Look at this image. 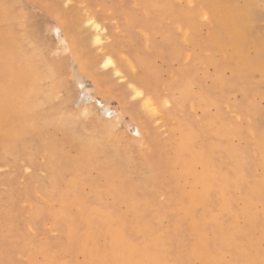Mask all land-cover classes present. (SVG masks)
Segmentation results:
<instances>
[{
  "label": "bare ground",
  "instance_id": "obj_1",
  "mask_svg": "<svg viewBox=\"0 0 264 264\" xmlns=\"http://www.w3.org/2000/svg\"><path fill=\"white\" fill-rule=\"evenodd\" d=\"M186 4L193 6L187 9L188 12L181 14L182 21L177 24L181 41L172 35L170 25L166 24L172 16L178 15L172 0H144L143 3H138L146 19L144 46L139 50L140 53L122 54L115 41L102 45L101 48L105 55L114 56L105 59V62L111 61L113 72L126 73L132 82L134 94L142 93L139 96L142 108L160 118L173 119L169 123L171 132L174 128H181L178 135L173 134L169 138L170 146L166 147L170 149L169 154L175 169L171 171L168 181L159 182L155 179L154 182L160 188L164 186L163 191L166 193L165 204L172 219L166 225H160L161 220L156 216L152 217L155 218L152 220L154 223L149 222L150 219L148 222L144 221L146 217L143 219L142 214L154 207L146 201L142 205L135 201L138 197L132 175L126 173L120 163L115 162L117 157L102 154L103 135L113 133L114 127L120 123L118 116L126 110L123 101L121 100L117 110L97 101L100 115L104 118L116 115L117 122L114 120L111 126L105 128H88L82 125L80 129H72L78 124L74 111L67 108L61 112L50 109L52 100L59 98L60 83L71 84L76 79L68 66L69 62L75 60L81 72L92 75L96 62L87 58L84 52L85 38L70 37L65 20L57 18V42L64 44L70 51L66 60L56 61L53 49L57 47L50 45V42L48 44L42 36L45 46L37 44L36 38L48 31L47 25L31 27L21 19L18 20L21 24L19 29L14 32L7 19V11L0 6V148L4 153L21 152L28 160H32L37 145L26 141L27 136L40 134L46 124L52 125L53 130L61 135L44 141L42 152L52 168L53 185L60 186L67 175L64 191L60 196L67 195L71 201H67V197L60 198L63 206L60 212L51 209L50 214L68 223L67 232L64 233L65 253L78 252L82 256L80 262L73 258L68 259L70 264H179L182 260L198 259L204 264H228L224 255L229 249L234 255L231 257V264H235L236 253L243 254L241 259L245 264H264V249L258 251L252 239H248L245 244L234 241L235 236L243 234V230L235 222L238 217L250 224H260L264 235V204L259 211L255 209L256 202L264 199V191L261 192L257 184L264 181V112L253 105L251 97L253 91L262 84L259 78L264 80V28L260 32L256 28L258 23L262 26L259 22L260 12L256 8V0H187ZM150 5H154L152 8L158 13L155 20L149 19ZM201 18L204 26L208 27V36L202 44V61L205 65L213 63V72L210 75L212 90L215 95L223 98H226L229 89L243 93L246 106L242 113L252 120L249 131L239 129L233 124L227 125V121L219 117L210 116H205L200 126L193 127L191 123L180 122L176 118L177 114L173 112L183 110L184 101L179 99V94L188 96L191 82L198 87V104L206 107L211 99L205 87L195 77L191 65L187 64L190 61V52L184 56L185 66L170 67L172 70L168 78H160L161 71L155 67L152 57L159 45L152 39L151 32L164 35L162 42L168 46V55L175 59L180 55L179 43H197L196 29L201 25ZM83 20L86 24L92 21V40L101 43L103 38L98 33L102 30L99 21L90 13H86ZM131 20L123 25L127 31L137 22L142 24V19L137 22ZM248 49H253L254 54L250 55ZM226 69L230 70V76H224ZM162 91L165 92V97H162ZM263 91L264 88L259 90L264 94ZM90 98L91 95L84 89L78 93L81 113L92 112ZM213 102L217 103V99ZM167 104L174 106L172 112L162 109ZM102 121L105 122L104 119ZM137 122V139L125 141L126 147L120 146L122 143L117 140L111 143L122 155L127 153L130 146L144 145L148 137L145 123L143 125L142 120ZM232 132L250 138L247 140L251 144L248 152L231 144ZM198 135H202L204 139L201 145L196 141ZM123 138L122 135L121 139ZM250 151L261 155L250 159ZM221 157L223 163L217 164ZM135 161L140 159H130L131 163ZM252 162L256 164L255 167H261L262 173L251 174L249 170V177L245 169ZM93 170L97 172L94 179L90 175ZM244 183L249 186L247 184V190L242 191ZM85 185L92 189L91 196L81 192ZM109 195L113 197L115 204L126 203L130 216L115 210V204L114 208L104 206L105 197ZM234 197L235 200L232 201ZM241 198L244 202L238 209L236 203ZM70 202L77 203L75 218L67 213ZM208 204H211L209 211L206 210ZM156 210L158 211L157 208ZM176 210L185 212L184 222L188 224V238H191L190 245L182 252L183 258L180 260L174 258L173 254L175 244L183 243L180 237L173 234L181 226L180 221L172 218ZM197 210L202 211L201 218L192 216ZM209 233L211 236L208 238ZM215 242L218 244L216 248ZM36 250L42 253V259L38 261L29 256L28 264H62V260L53 256L54 252L46 251L43 247H37ZM30 251L32 252V247Z\"/></svg>",
  "mask_w": 264,
  "mask_h": 264
},
{
  "label": "rangeland",
  "instance_id": "obj_2",
  "mask_svg": "<svg viewBox=\"0 0 264 264\" xmlns=\"http://www.w3.org/2000/svg\"><path fill=\"white\" fill-rule=\"evenodd\" d=\"M143 1L144 0H0V6L7 11V19L12 25L11 28L14 32H17L19 29L21 24L18 20L21 19H24L31 27L36 25H47L49 27L48 31L42 33L36 40L39 46H45L44 40L41 39L42 36L47 43L50 42V45L57 47L53 49L54 53H56V61H61L62 59L66 60V56L69 55L70 51L64 44L61 45L57 42L58 38L55 33V27L58 26L56 21L57 18L65 20L67 25L66 29L70 37L85 38V45H83L84 52L87 58L96 62V66L92 70V75L88 76L86 73L81 72L75 60L69 62L70 64L68 66L76 75V79L72 81L71 84L60 83L59 87L61 90L59 98L52 100L50 109L52 111L61 112L67 108L70 111H74L76 115L75 119H78V124L72 127V129H80L82 125L88 128H105L111 126L116 115L112 114L111 117L104 118L100 115L98 109L100 106L97 101L99 100L107 104L112 110H117L120 108L119 105L122 100L126 110L118 116V121L120 123L118 126L114 127L115 130H113V133L103 135L102 154H106V156L110 157H117L118 159L115 162L120 163L123 166L122 169L126 173L132 175L133 184L136 189L135 194L137 195L136 197H138L135 201L138 203L140 202L141 205L146 201V203L154 207L151 208L150 211L142 214V218L144 217L143 219L146 217L144 221L148 222L150 219L149 222H153L155 218L152 219V217L156 216L158 220H161L159 221L160 225H166V223L169 224L170 221L172 222L170 211H168L165 204L167 202V198H165L166 193L163 191L164 186L160 188V186L154 182H156L155 179H157V181L159 180V182L168 181L171 171L175 169L169 154L170 149H166V147L170 146L168 142L169 138H171L173 134L178 135L181 128H174L171 132L169 123L172 122L173 119L166 120L163 117H161V119L159 116L152 115L145 111L141 106V98L134 94L129 76L126 73L115 74L113 72V65L110 63L107 67L103 66V64L106 63V57L114 58V56L109 54L105 55V52L101 49L102 45L115 41L122 54L134 52L135 55H138L140 53L139 50L144 46L143 31L146 19L143 11L138 7V3L141 4ZM194 1L196 2L197 0ZM172 2L175 4L174 8L177 9L178 15L172 16L166 24L170 25L172 35L175 36L177 40L181 41V32L177 29V24L182 21L181 14H183V12H188L187 9L191 8L193 5L186 4L187 0H172ZM256 2V8L260 12L259 22L262 24V26L259 23L256 24V28L257 31L260 32V30L264 28V0H256ZM150 6L149 19L155 20L158 13L152 8L154 5ZM85 12L90 13L99 21L102 30L101 32L98 31V33L101 34L102 40H104H101V43H95V41L92 40L93 30L90 24H86L83 20L86 14ZM127 20H131L132 22L141 20L142 24L137 22L135 26L127 31L126 28H123ZM200 20L201 25H198L196 29L197 43H179L178 49L180 50V55L175 59L168 55V46L165 42H162L165 38L164 35L158 32H151L152 39L159 45L158 50L152 57H154L153 63L155 67L161 71L159 72L160 78H168V74L172 70L170 67L178 68L185 66L184 56L187 52H190L191 57L187 64L191 65L190 67L194 71L195 77L198 82H201L202 84H200L205 87L211 99L206 107H202L198 104V92L196 91L198 87L196 83L191 82L190 87H188L189 95L185 97L179 94V99L184 101L183 110L176 112L173 108V112L177 114L178 117L176 118L180 122L187 124L191 123L193 127L200 126L204 117L210 116L219 117L223 119V121H227V125L233 124L239 129L249 131V124H252V120L245 117L242 113V110L246 106V102L243 100V93L240 90L232 91V89H229V93H232H228L226 98H223L218 94L215 95L212 90L210 75L213 72V63L205 65L202 61V49L204 47L202 44L208 36V27L207 25L204 26V20L202 18ZM81 46L82 45H80V47ZM135 51H138V53ZM247 52L250 55L254 54L253 49H248ZM95 68L96 71H94ZM204 72H206V74H204ZM223 74L226 77L230 76L231 72L229 69H226ZM205 75L207 77H204ZM259 82L262 83L260 88L255 89L251 97L254 101L253 105H256L258 109L264 112V94L259 92V90L262 91L264 88V80L259 78ZM81 89H84L85 92L92 97L90 98L92 107L91 113L80 112L81 104H79L77 96ZM161 95L165 97V92L162 91ZM214 99H217V103L213 102ZM192 103L196 105L194 106ZM172 107L174 106L167 104L162 109L172 112ZM131 112L136 114L139 118L136 116L134 117ZM102 119H104L105 122H103ZM137 120H142L143 125L145 123L148 137H146L144 145L139 144L130 146L128 147L127 153L122 155V152H117L111 143L113 140H117L122 143L120 146L126 147L125 141H129L133 138L137 139L139 136L136 133V128H138ZM115 121L117 122V120ZM27 123L29 124L30 122L28 121ZM46 125L47 126L40 131V134H32L26 137V141L37 145V150L32 160H28L21 152H17V154L4 153L0 148V264H28L29 256L35 257V259L39 261L42 259L43 255L36 250L37 247H43L46 251L54 252L55 254H53V256H57L59 260H62V264H70L68 259L71 258L76 262H80L82 258L81 254L78 252H73L71 254L65 253L64 233L67 232L68 223L63 222L60 218L56 219L50 214L52 210L60 212V209L63 207L60 198L67 197V201H71V199L67 195L60 196L64 191L63 187L67 175H65L66 177L61 181L60 186L52 184V179L54 177L51 175L53 171L52 168L49 167L46 155H43L42 151H44V145L42 143L52 140V137H61V135L53 130L52 125ZM177 125L179 126L178 121ZM85 132L88 133L87 130H85ZM122 135L124 137L123 139H121ZM245 137V135L232 132L230 142L240 150L248 152V148L251 144L248 143L247 140H250V138ZM250 137L253 136L250 135ZM196 141L199 145L203 144V136L198 135ZM260 155L261 153L256 154L250 151V159H256ZM150 156H153V159H150ZM135 158L140 159V161L131 163L130 159ZM221 163H223L222 157L217 164ZM255 166L256 164L254 165L252 162L246 167L245 172L249 177L254 172L256 175L262 173L261 167ZM96 174L97 172L95 170L90 171V175L93 179L97 176ZM152 177L153 181L151 182ZM233 184L235 185L236 183L234 182ZM247 184L244 183L242 191L247 190L249 186V184L248 186ZM257 184L261 192H263L264 181L262 183L258 182ZM81 192L88 196H91L93 193L92 189L87 185L81 188ZM162 192L164 193L163 195ZM105 198L104 206L114 208L115 203L113 202V197L109 195ZM234 200L235 197L232 201ZM243 202L244 200L242 198L241 200L239 199L236 203V207L240 209ZM127 203L129 202L127 201ZM263 204L264 199L256 202L255 209L259 211ZM76 205V202H70L69 205H67V213L74 218L77 215ZM126 205V203H116L114 209L117 211L120 210L130 216L128 210H126ZM210 207L211 204H208L206 210L209 211L211 209ZM155 208H157L158 211H155ZM166 209L167 212L165 211ZM151 214L153 215L151 216ZM192 216L201 218L202 211L197 210ZM161 217L162 219H159ZM172 218L181 222V226L173 233L175 236H178V238L180 237L183 242L182 245L175 244L176 249H173L174 258L180 260L183 258L182 252L190 245L191 238H188V224L184 222L186 220L185 212L183 210H176ZM198 221L200 223V220ZM235 222L236 225L243 230V234L235 236L236 239H234V241L236 243L239 242L237 244H245L248 239H252L258 251H261L262 248L264 249V235H262L260 224L258 225L257 222H252L250 224L240 217L236 218ZM210 236L209 233L207 237L209 238ZM30 247H32V252L30 251ZM216 247H218V244L215 242L214 248ZM242 255V253H236V259L234 258L235 264H245V261L241 259L243 257ZM224 256L225 262L231 264V257H234L233 251L230 249L227 250ZM202 262L201 259L194 261L182 260L179 264H204V262Z\"/></svg>",
  "mask_w": 264,
  "mask_h": 264
},
{
  "label": "snow or ice",
  "instance_id": "obj_3",
  "mask_svg": "<svg viewBox=\"0 0 264 264\" xmlns=\"http://www.w3.org/2000/svg\"><path fill=\"white\" fill-rule=\"evenodd\" d=\"M89 23L91 24L92 23V21H89ZM98 27V26H97ZM109 63H111V61L109 60V61H107L106 63H105V67H107V65L109 64ZM136 95L137 96H141L142 95V93H140V92H137L136 93Z\"/></svg>",
  "mask_w": 264,
  "mask_h": 264
}]
</instances>
